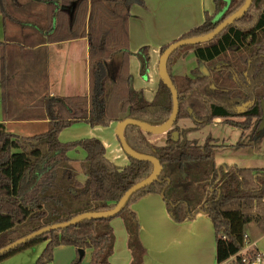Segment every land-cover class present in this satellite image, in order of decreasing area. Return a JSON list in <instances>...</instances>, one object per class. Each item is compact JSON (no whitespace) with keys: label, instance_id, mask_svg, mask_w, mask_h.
Segmentation results:
<instances>
[{"label":"trees","instance_id":"obj_1","mask_svg":"<svg viewBox=\"0 0 264 264\" xmlns=\"http://www.w3.org/2000/svg\"><path fill=\"white\" fill-rule=\"evenodd\" d=\"M215 11L180 38L205 35L240 9L245 0H214ZM141 0H0L6 37L0 41L4 121L48 118L47 130L20 136L6 131L0 122V248L46 225L62 223L81 212L107 211L132 185L154 170L151 162L128 157L123 167L108 157L98 137L60 140V132L84 121L91 127L137 119L162 125L173 109V96L163 81L152 99L136 89L130 67L131 7ZM16 31V32H14ZM33 36V37H32ZM87 38L89 92L76 96H43L33 113H17L13 102L20 83L14 78L16 59L24 60L26 47ZM164 45L161 53L167 48ZM192 49L200 61L190 76L175 75L180 50ZM144 52V50H142ZM182 51V52H183ZM147 53L143 55L147 61ZM174 58V59H173ZM118 59V62L116 61ZM15 61V63H14ZM168 72L179 96L178 118L165 135L164 144L130 124L125 138L132 148L159 159L164 170L148 187L134 193L116 216L129 234L132 264H144L139 217L131 205L148 193L161 194L170 215L178 222L202 212L216 232L217 264H244L262 256L248 244L246 226L256 223L264 231V167L215 163L213 137L195 144L187 138L193 128L178 126L180 118L194 117L196 128L219 118L249 129L261 139L264 120V0H253L246 14L229 24L211 41L185 45L169 58ZM17 84V85H16ZM15 85V86H14ZM180 132L175 140L174 132ZM160 136V135H159ZM85 150L82 160L87 176L78 181L70 152ZM70 203V205H69ZM113 218L82 220L76 225L50 230L29 242L0 254V261L38 243H46L34 264L54 259V249L64 244L78 251L90 249V264H110L115 245ZM79 253L72 264H79Z\"/></svg>","mask_w":264,"mask_h":264},{"label":"crops","instance_id":"obj_2","mask_svg":"<svg viewBox=\"0 0 264 264\" xmlns=\"http://www.w3.org/2000/svg\"><path fill=\"white\" fill-rule=\"evenodd\" d=\"M141 2L135 3L130 10V45L134 47L133 51L138 53V60L141 62V70L133 73L132 80L136 89L147 90L148 92L145 91L144 94L152 99L161 81L158 74L161 48L202 24L206 12L212 14L215 11V1L141 0ZM5 37L3 17L0 16V41ZM25 51L24 60L16 59L17 69L14 72V78L20 83L16 96L12 98L17 113L27 110V113L32 114L33 104L45 95L76 96L89 92L87 38L41 43L34 47H26ZM145 52L148 55L147 61L143 58ZM192 52L194 51L187 50L184 57L181 54L178 56L173 66L175 75H186L182 74V67H186V71H189L190 68L187 67L191 65L186 58H189ZM182 57L185 59L183 60ZM144 83L149 86H144ZM2 88L0 54V122L5 123L6 131L20 136L40 134L47 130L48 118L4 121ZM150 91L152 92L149 93ZM179 127L186 128L181 125ZM87 135H95L87 137H98L96 134L87 133ZM98 138L104 143L108 157L117 166L123 167L128 164V156L122 149L119 139L115 143L113 140L108 142L103 137ZM109 148H112L111 153ZM69 155L73 159L70 167L76 174L75 178L84 182L87 178L82 167V160L86 156L85 150L83 153L82 150L72 151ZM131 207L139 217V234L147 251L144 264H217L216 232L208 215L200 212L187 221L178 222L170 215L166 202L158 193H148L134 202ZM111 225L116 238L110 264H132V254L128 248L129 234L123 218L114 216ZM246 231L248 248L256 246L264 257V231L261 228H253V225ZM45 246L46 243H42L24 251L25 257L9 264H34ZM83 253L84 256L79 264H90L91 250L86 248ZM54 254V259L47 264H72L79 257L78 250L70 244L56 247Z\"/></svg>","mask_w":264,"mask_h":264},{"label":"rangeland","instance_id":"obj_3","mask_svg":"<svg viewBox=\"0 0 264 264\" xmlns=\"http://www.w3.org/2000/svg\"><path fill=\"white\" fill-rule=\"evenodd\" d=\"M130 45V43H129ZM131 50L133 51V46H131ZM192 50V49H190ZM180 50L181 56H185L186 51ZM137 56V57H136ZM183 56V57H184ZM182 57V58H183ZM135 58V59H133ZM174 59V58H173ZM185 58H183L184 60ZM118 62V59H116ZM186 61L189 63L190 68L189 71H186V67L181 68L182 74H191V70L198 67L200 69H204L206 71L211 70V65L207 64L206 62L200 61L195 56L194 52H192L189 58H186ZM186 63V64H188ZM130 67L131 73H136L137 71L141 70V62L138 60V53L133 51V54L130 57ZM190 76V75H187ZM145 78V77H144ZM146 80V79H145ZM144 86H149V84ZM154 90V89H152ZM148 92L147 90H143ZM150 91L149 93H151ZM150 95V94H149ZM115 123L109 125H97L95 127H91L84 121H78L77 123L73 124L70 127L63 129L60 132L61 139L66 141L77 140L78 138H83L87 136H95V135H87L96 134L98 137L105 138L108 142L112 140L117 143L118 138L115 132L114 127ZM178 125L186 127V128H193L191 131L187 133V138L191 140L193 143H204L208 137L214 138V143H216L215 148V163L218 165H233L236 164L241 167H264V124L261 125L262 133L260 140H254L252 138L253 132V125L249 127V129H245L235 123H227L219 118L214 122L209 124H205L196 128V122L192 117H185L180 118ZM150 139L158 144H164L165 135H150ZM60 139V140H61ZM114 143V142H113ZM84 152L83 149L78 148V151ZM111 153L112 148H109ZM115 155V153H113ZM70 205V203H69ZM253 225V228L259 229L260 227L252 222V224L248 225L246 230H249ZM42 243H38L34 246L29 247L28 249L22 250L20 252L12 254L3 260L0 261V264H9L12 261L21 260L24 256V251L29 249H33L36 246H40Z\"/></svg>","mask_w":264,"mask_h":264},{"label":"water","instance_id":"obj_4","mask_svg":"<svg viewBox=\"0 0 264 264\" xmlns=\"http://www.w3.org/2000/svg\"><path fill=\"white\" fill-rule=\"evenodd\" d=\"M252 2L253 0H245V3L240 7L238 11L230 15L224 21L220 22L217 25V27L212 30V32L205 34V35L195 36V37L179 38L178 40L169 43L167 48L161 53V56L159 58V67H158L159 78L161 79V81H163L166 84V86L169 88L171 92V95L173 96V109L171 112L172 114L162 125H151L147 122L145 123L143 121L133 119V118L124 119L122 121H119L116 124L115 132L120 141L121 147L126 153V155L128 157H132L140 161L151 162L152 165H154L153 172L147 178L132 185L131 188H129L120 197L119 201L116 203L113 209L107 210V211H97V212H90V211L81 212L80 214L72 217L70 220L63 221L62 223H54V224L46 225L45 227L32 231L25 236H21L17 238L16 240L12 241V243L0 248V254L8 252L19 245L29 242V240H32L40 235H43L50 230L63 229L64 227L76 225L80 223V221L86 220V219L97 220L101 218H114V216L120 213V211L127 205V203L129 202V199L134 193L138 192L139 190L143 188L148 187V185L152 184L155 180H157L158 177L163 172L164 166L161 165L159 159L156 158L155 156L150 155V154L146 155V154L140 153L134 148H132L130 145H128L126 138H125L124 129L130 124H132V125L138 126L142 131L148 132L152 135H163V133L168 132L169 129L173 127L174 123L176 122L178 118V114H179L178 113V110H179L178 92L173 82V79L170 78V75L168 72V64H169L168 60L170 56L176 50H178V48L182 46L195 45L198 43H205V42L211 41L213 38L219 35L224 29H226L229 26V24H232L236 20L242 18L248 11ZM263 109H264V103H263ZM262 124H264V120ZM173 137L175 140H177L179 138V132L177 131L174 132ZM83 252H84V249L82 248L78 251V253L82 255L84 254Z\"/></svg>","mask_w":264,"mask_h":264},{"label":"built area","instance_id":"obj_5","mask_svg":"<svg viewBox=\"0 0 264 264\" xmlns=\"http://www.w3.org/2000/svg\"><path fill=\"white\" fill-rule=\"evenodd\" d=\"M247 238H248V235H247ZM245 248H246L245 251L249 249L247 245L245 246ZM242 262L244 264H264V257L258 256L255 259H253V261H250L248 257L245 256L242 258Z\"/></svg>","mask_w":264,"mask_h":264},{"label":"flooded vegetation","instance_id":"obj_6","mask_svg":"<svg viewBox=\"0 0 264 264\" xmlns=\"http://www.w3.org/2000/svg\"><path fill=\"white\" fill-rule=\"evenodd\" d=\"M203 71L204 72H208V71H211V70H208V71H206V70H204L203 69ZM191 73V72H190ZM186 75H190V74H186ZM194 118V117H193ZM218 118H216L215 120H217ZM194 120H195V118H194ZM221 120V119H220ZM195 122H196V120H195ZM236 124V123H235ZM179 126V125H178ZM253 128V127H252ZM260 129H263V128H261V125H260V127H259ZM174 135V134H173ZM179 137H180V132H179Z\"/></svg>","mask_w":264,"mask_h":264}]
</instances>
